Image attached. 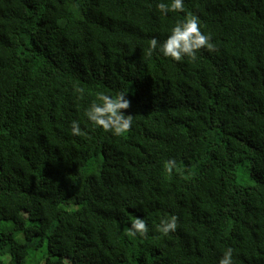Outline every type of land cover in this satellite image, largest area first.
Instances as JSON below:
<instances>
[{
	"label": "trees",
	"instance_id": "1",
	"mask_svg": "<svg viewBox=\"0 0 264 264\" xmlns=\"http://www.w3.org/2000/svg\"><path fill=\"white\" fill-rule=\"evenodd\" d=\"M160 2L0 0V264H264V0ZM187 16L213 51L146 54ZM101 92L126 134L87 120Z\"/></svg>",
	"mask_w": 264,
	"mask_h": 264
},
{
	"label": "clouds",
	"instance_id": "2",
	"mask_svg": "<svg viewBox=\"0 0 264 264\" xmlns=\"http://www.w3.org/2000/svg\"><path fill=\"white\" fill-rule=\"evenodd\" d=\"M157 9L164 15L171 12H183L184 0H169L167 4L161 0L157 4ZM201 49L209 52L214 50L211 36L201 31L195 17L187 16L170 30V34L162 43L155 37L152 38L146 54L151 56L153 52H156L165 58L180 62L185 57L196 59L197 52ZM128 108L129 101L125 98V94L121 93L113 98L101 92L97 94V100L85 111V116L95 127L111 132L115 136H122L130 130L133 124L132 116L125 115L122 111ZM71 133L73 136L82 135V129L77 121L71 123ZM175 166L174 160L165 163V168L169 173ZM177 219L175 215L162 219L157 230L165 236L174 232L177 228ZM148 231L145 219L135 217L128 228V235L143 238ZM219 264H233L231 248L224 252Z\"/></svg>",
	"mask_w": 264,
	"mask_h": 264
}]
</instances>
